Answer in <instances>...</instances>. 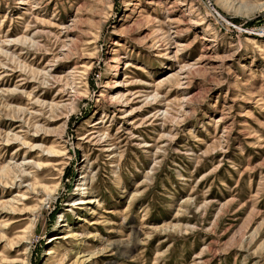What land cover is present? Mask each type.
<instances>
[{
    "label": "rangeland",
    "instance_id": "374dc122",
    "mask_svg": "<svg viewBox=\"0 0 264 264\" xmlns=\"http://www.w3.org/2000/svg\"><path fill=\"white\" fill-rule=\"evenodd\" d=\"M264 0H0V264H264Z\"/></svg>",
    "mask_w": 264,
    "mask_h": 264
},
{
    "label": "built area",
    "instance_id": "2783aa9c",
    "mask_svg": "<svg viewBox=\"0 0 264 264\" xmlns=\"http://www.w3.org/2000/svg\"><path fill=\"white\" fill-rule=\"evenodd\" d=\"M258 31L260 33H263L264 32V19H262L261 23L259 24Z\"/></svg>",
    "mask_w": 264,
    "mask_h": 264
},
{
    "label": "water",
    "instance_id": "95a60500",
    "mask_svg": "<svg viewBox=\"0 0 264 264\" xmlns=\"http://www.w3.org/2000/svg\"><path fill=\"white\" fill-rule=\"evenodd\" d=\"M264 14V10H262L261 12H259L258 14H256L255 16L258 17V16H261Z\"/></svg>",
    "mask_w": 264,
    "mask_h": 264
}]
</instances>
